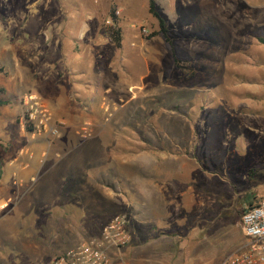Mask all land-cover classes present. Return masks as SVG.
<instances>
[{"label":"rangeland","instance_id":"374dc122","mask_svg":"<svg viewBox=\"0 0 264 264\" xmlns=\"http://www.w3.org/2000/svg\"><path fill=\"white\" fill-rule=\"evenodd\" d=\"M157 8L167 20L170 43L162 34L148 39L159 30L158 21L148 12V0H0V98L13 102L9 91L22 92L14 89L17 73L11 69L13 51L8 47L21 45L18 49L23 52L30 34L22 30L26 19L53 20L50 27L65 31L67 40L78 30L57 23L93 20V32L107 35L113 26L110 15L119 11L116 22L123 33L120 48L109 40L95 46L94 93L102 95L106 89L111 100L86 105V111L80 105L53 103L40 95L52 110L59 134L34 132L82 158L73 167L63 164V171L70 169L66 175L39 189L34 186L29 199H22L14 209L12 204L3 209L0 264H45L99 236L102 225L98 223L109 213H120L108 203L100 216L97 203L89 199L95 194L76 186L95 177L89 165L95 150L89 147L103 144L112 146L114 163L133 162L136 152L132 150L144 145L185 146L194 158L185 159L192 180L189 186L207 189L208 264H222L247 246L241 212L264 199V0H157ZM175 57L190 60L195 74L179 70ZM90 68L82 69L85 73L77 78L92 81ZM100 73L107 74L109 81L100 80ZM45 86L50 91L54 87ZM17 109L15 103L0 110L4 143L16 138L11 115ZM179 165L169 162L167 166L177 170ZM99 173L101 181L111 178L109 172L106 176L102 170ZM45 207L49 212L42 214ZM125 213L135 238L132 216ZM126 247L117 251L116 258L123 264H137L136 250L127 252Z\"/></svg>","mask_w":264,"mask_h":264},{"label":"crops","instance_id":"0c3cea01","mask_svg":"<svg viewBox=\"0 0 264 264\" xmlns=\"http://www.w3.org/2000/svg\"><path fill=\"white\" fill-rule=\"evenodd\" d=\"M75 20L57 23L72 25L78 30L77 34L66 40L65 31L50 27L54 24L53 20L26 19L22 30L30 34L23 52L18 49L21 45L6 46L13 51L9 59L11 69L17 73L13 80L14 89L21 90L22 93L19 95L9 91V96L15 102L11 100L10 104L0 107L2 110L15 103L19 106L11 115L16 138L5 143L0 140V215L9 205L12 204L11 208L14 209L22 199H29L34 186L39 189L42 184L66 175L70 169L63 171V164L71 163L73 167L82 158L74 157L73 151L65 150L67 146L51 144L47 136L26 129L22 119L23 95L32 90L53 103L77 104L86 111V105L111 100V96L106 94L108 90L105 89L102 95L96 96V87L93 86L96 84L95 46H103L107 40H112L103 32H93L96 31L93 20L78 19L73 22ZM33 25L41 27L34 28ZM83 31L87 33L81 34ZM76 45L80 46L79 49ZM122 59H126V56H122ZM91 65L92 81L79 80L77 75L85 73L82 69L91 70ZM98 77L100 80L110 79L105 73H100ZM61 82L63 83L60 84ZM45 84H53L55 88L50 91ZM85 110L72 111L81 114ZM84 113L90 115L89 112ZM55 114L58 115L56 108ZM60 117L68 122L72 121L69 116ZM13 144L15 147H12ZM89 148L95 150V155L89 158L95 177L76 185L77 189L84 191L88 188L90 194H95L94 197L89 196V199L97 203L95 208L100 216L108 203L115 205L116 210L120 211H116L117 214H131L136 236L133 238L128 219L132 243L125 251L136 250L137 264H208L209 257L205 253L208 245V221H204L205 211L206 214L208 212L207 189L201 186L198 191L189 186L192 180L187 175L185 159L194 158L186 153L185 146L144 145L142 149L136 150L133 162L121 160V163H114L110 155L112 146L103 144ZM85 149L82 151L85 152ZM127 150L124 149L125 152ZM169 162L180 165L177 170H172L167 166ZM99 170H102L104 176L109 172L111 178L101 181ZM204 191L206 197L203 195ZM113 213H109L105 217L108 219L98 225L103 227L117 215Z\"/></svg>","mask_w":264,"mask_h":264},{"label":"built area","instance_id":"2783aa9c","mask_svg":"<svg viewBox=\"0 0 264 264\" xmlns=\"http://www.w3.org/2000/svg\"><path fill=\"white\" fill-rule=\"evenodd\" d=\"M116 13L117 16L120 14L119 11ZM143 31L147 32L146 29ZM22 102L25 125L48 136L59 134L49 104L38 93L26 94ZM240 222L249 242L241 253L227 258L222 264H264V199L247 206ZM131 241L128 218L117 214L102 227L99 236L54 256L45 264H123L116 258V253Z\"/></svg>","mask_w":264,"mask_h":264},{"label":"trees","instance_id":"16d2710c","mask_svg":"<svg viewBox=\"0 0 264 264\" xmlns=\"http://www.w3.org/2000/svg\"><path fill=\"white\" fill-rule=\"evenodd\" d=\"M148 12L149 14L155 18L159 23V30L152 33L148 39L155 37L159 34H162L165 40L170 43L171 37L169 36V29L167 27V20L161 15L160 11L157 8V0H148ZM110 17L113 20V26L106 32L107 35L110 37V39L115 43V45L120 48L122 46L123 41V33L121 28L117 25L116 19L117 14L115 12H112ZM261 40L264 42V36L261 38ZM175 66L184 72L188 76H193L195 74V70L192 66V62L190 60L186 59H179L175 57ZM0 71H2V68L0 67ZM4 93V90H1ZM12 101L8 98H0V107L6 104H10ZM26 129L30 132H34L32 126L28 125ZM128 152H131V150H127ZM133 152H136L135 150H132ZM251 205V204H250ZM48 207H45L41 210L42 214H47L49 211ZM244 211V210H243ZM242 211V212H243ZM241 212V214H242Z\"/></svg>","mask_w":264,"mask_h":264}]
</instances>
